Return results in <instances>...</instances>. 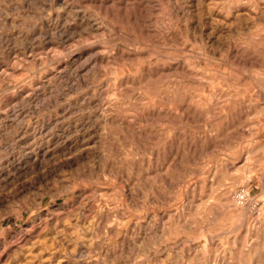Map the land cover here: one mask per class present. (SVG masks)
<instances>
[{
    "label": "rangeland",
    "instance_id": "rangeland-1",
    "mask_svg": "<svg viewBox=\"0 0 264 264\" xmlns=\"http://www.w3.org/2000/svg\"><path fill=\"white\" fill-rule=\"evenodd\" d=\"M0 264H264V0H0Z\"/></svg>",
    "mask_w": 264,
    "mask_h": 264
}]
</instances>
